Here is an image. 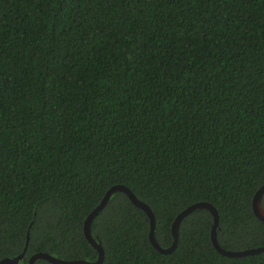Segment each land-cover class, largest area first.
<instances>
[{"label": "trees", "instance_id": "16d2710c", "mask_svg": "<svg viewBox=\"0 0 264 264\" xmlns=\"http://www.w3.org/2000/svg\"><path fill=\"white\" fill-rule=\"evenodd\" d=\"M263 183L264 0H0V260H96L83 223L115 184L163 248L200 201L222 248L262 246ZM212 224L194 209L162 253L115 191L90 230L100 264H264Z\"/></svg>", "mask_w": 264, "mask_h": 264}, {"label": "water", "instance_id": "95a60500", "mask_svg": "<svg viewBox=\"0 0 264 264\" xmlns=\"http://www.w3.org/2000/svg\"><path fill=\"white\" fill-rule=\"evenodd\" d=\"M115 191H123L128 196V198L131 200V202L133 204H135L136 206H138L139 208H141L142 210L145 211V213L149 217V222H150V230H149L150 243L158 251H160L162 253H170L174 249L176 242H177V238H178V227H179V224H180L181 220L183 219V217L186 216L187 214H189L194 209L202 208V207L208 209L213 216V224H212V228H211V241H212L213 246L217 249L218 252H220L221 254L228 256V257H238V256H244L247 254H254V253H259V252L264 251V245L258 246V247H253V248H246V249H242V250H226V249L222 248L218 244L217 237H216V227L218 224V213H217L216 209L211 204H209L207 202H202V201L195 202V203L187 206L186 208L181 210L175 216V218L171 224V233L173 236V242L169 247L163 248L158 244V242L155 239V236H154L155 217H154L151 209L149 208V206L147 204H145L144 202H142L141 200L137 199L136 196L131 192V190L128 187H126L125 185L115 184V185L111 186L105 192L101 201L89 212V214L86 216L84 223H83V232H84L85 238L98 252L96 260L90 261V260H84V259H62V258L52 256V255L45 253V252H36L30 256V258L28 260V264H34L35 261L37 259H40V258L46 259L53 264H100L103 260V257H104V251H103V248H102L100 242H97L94 239V237L92 236V233L90 230V223H91V220L97 215V213L105 206L108 199L110 198V196ZM263 193H264V183L255 191V194L252 198L253 213L255 214V216L258 219H260L262 221H264V211H263L262 204H261V198H262ZM28 237H29V234L27 233L25 248L27 246ZM23 254H24V251L21 254L15 256V257H12V258H10V257L2 258L0 260V264H18L19 260L23 256Z\"/></svg>", "mask_w": 264, "mask_h": 264}]
</instances>
